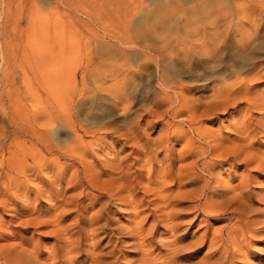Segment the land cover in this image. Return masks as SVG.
<instances>
[{
  "label": "rangeland",
  "instance_id": "obj_1",
  "mask_svg": "<svg viewBox=\"0 0 264 264\" xmlns=\"http://www.w3.org/2000/svg\"><path fill=\"white\" fill-rule=\"evenodd\" d=\"M259 1L260 0H0V41L4 42L8 48L7 53H5L6 60L2 58L0 53V168L6 167L5 172L10 175L8 177L5 172L2 174L0 171V174H2L1 180L4 179L1 181L0 187L12 188V198L10 196H0V202L4 204L0 205V264H13L11 259H26L28 257L35 259L37 264H53L56 262L54 259L55 252L56 254L58 253L60 257L64 258L65 252L69 250L67 247L62 249L60 245V237L64 229H68V234H66L65 238H70L71 242L78 241V237L75 235L76 231L84 230L86 234H88L86 238L80 240L82 251L77 255V258H80V262L75 264H88V262H86L87 260L85 261L87 256L92 257L101 253L100 251H102V249L98 245L99 237L93 236V228L91 227L92 224L89 222V218L85 221H78L79 219H77L80 215V219H82V215L85 213L88 216H93L99 209L98 206L95 210H92L91 206L95 203L94 198L98 193L89 188L83 190V194L76 198L77 202L75 200L72 206L67 205L61 207L60 211L68 212H66L64 218L61 219L60 226L54 223H26L28 219L33 218L40 217L41 220L50 219V216L47 214L56 207L57 200H49L47 198L48 195H41L37 198L34 193L38 188L42 191L48 189L47 185L49 182L55 181V177L52 176L53 173L50 170L44 171L43 174L40 175L43 176L42 179L44 181L41 183L35 180V174L42 165L49 164L48 166L51 167L57 158L55 152L48 151L50 146L52 148V146L55 147L57 144H70L73 139L72 134L66 129H63L62 132L55 135L46 132V129L43 128L46 122L45 120L47 116L57 114L63 115L68 106H71L73 113L77 115L79 113L77 107L83 98L89 102L81 115L84 119H89L90 117L91 121H93L100 117L107 116L110 121H114L118 123V126H125L126 128L131 125L133 120L135 122L140 121L139 131L146 133L144 143L150 138V142L153 144L150 145V155L155 158L154 164L152 166L147 165L146 169L144 168L142 170V163L148 159V156L145 155L147 150L145 149L146 151H144L142 147V152L140 154H135L132 153L134 150L130 147L133 144L132 142L127 145L126 142L123 141L118 144L116 143L118 149H122V146L123 148L127 146L130 147V149L128 148L119 155V159L123 158L122 160H125L128 156V160L123 164L124 167L126 165L134 169V178L139 176L143 177L139 179L138 182H135L132 188L135 190L139 199L145 197L146 203L144 207L138 210L130 206L118 204L116 208L112 209V214H109L110 211H107L106 217L108 219V224L106 226L103 247H107L104 248L106 252L107 250L116 249L115 251L118 254L111 257L109 261L114 264H139L131 255L143 254V250H146V248L142 247L143 244L140 239L146 240L149 238H153L152 240L156 243L155 247L157 248L154 247L152 249L154 254L145 264H161V262L167 258L170 251L169 247L164 245L173 243L176 237L181 236L182 233L178 234L170 230L165 231L166 222L163 217L157 222L154 221L151 213L155 210V206L148 205V202L154 200L155 196L153 192L146 193L145 190L146 188H150L148 185L149 175H159L160 167H167V159L178 160L179 152L184 145L183 142L178 143V141L174 142L169 140L165 145L169 144L168 146L172 147V150L168 152L166 156V154L161 151L163 147L158 146V144H156L157 146L154 145L155 140L157 139V143L159 142L160 133L162 132H169L168 134L170 137L178 135V130L186 131L187 133L191 132L185 122L189 118V115L184 114L179 119L178 116L176 119H173L170 113L162 114L164 116L160 118L148 116L146 109L151 107L153 98L156 94L155 92L158 91L155 82H153V74L155 73V65L153 63L151 64V71L148 74L146 73L142 76L135 75L128 78L126 89L129 98L127 99L130 102V110L126 113L114 108V99H112V97L101 96L100 93L97 92V88L100 86H110L113 88L119 87V84L123 86L121 78H119L118 81L112 80L111 78L108 80L100 78L103 82L102 80H98L96 83L90 75H87L85 77L87 84L85 96L82 97L78 95V92L84 88L83 85H81V69H84L86 66V61L84 59H82V61L79 56H81V58L85 57L86 53L95 56V63H93L89 69H93L94 67L103 68L104 66L108 68L110 66L109 69H117V67H123L119 58L122 54H125L132 61L131 67L137 70L138 66L143 62L140 57V52L143 51V48L154 47L158 42L164 39H171L173 36V43L164 46V48L167 49V54H169L166 55V57L172 59L173 64L171 60L169 61V59L165 58V64H161V67L164 69L166 67L165 72L167 73L169 71L167 74L172 73L174 82H178L179 79L187 80L190 75H201L198 70H195L197 73H193L192 70L188 67L186 68V66H184L183 71H178V52L187 49L185 45H182V47L178 46V38H182L183 36V38H186L194 35V31L196 32V30L193 31L192 28V30L190 28L187 29V26L191 27L201 15V18H207L211 14L213 15L216 13L215 10H222L227 7L234 8L235 6L243 7L244 5L256 4ZM200 5L211 6L213 9L215 8L214 12L204 15L199 13L196 16H192L190 14L191 11ZM33 10L38 11L40 16L38 24V27L40 25V30L37 32V37L40 41L41 50H38V48L35 50L31 42L28 43V40L32 38L33 29L30 28V39H28V32L27 34L25 33L29 27V13ZM221 12L222 11H219L218 14L219 18L221 16V19H226L230 16L228 13H222L224 14L222 15ZM215 15L214 18H216ZM187 16L191 19H187ZM194 17L196 20L193 19ZM236 18L237 16L234 14L233 19L237 20ZM186 20L188 23L185 22ZM185 28L187 30H185ZM186 31L189 32L190 35H187ZM127 39L132 43L135 41L134 43L137 44L138 47L133 46V49L131 47L124 48L125 46L122 44L127 43ZM9 45H13L12 48L14 50L10 49L11 47H9ZM187 45L190 48L189 51L193 53L192 45L189 43H187ZM43 47L46 50L42 49ZM98 51L100 53L102 52L99 56ZM171 53L173 54L170 55ZM47 54H51L48 56L50 57L48 61H46L47 59L44 60V58H47ZM88 54L87 56H89ZM43 60L46 63L51 60L49 62L51 65H45ZM243 62V60H238L237 64L239 63L238 65L240 66ZM226 63L227 65L232 64L230 61H226ZM55 64L57 66H54ZM64 64H66L67 67ZM61 69H65L66 72H62ZM76 69L78 73L76 82L79 91L77 90L78 92L71 102L68 98V95L74 91V84L71 78L73 75L71 74H73V71L76 73ZM183 74H185V78ZM257 89L264 90V82ZM93 91L95 92L93 93ZM111 105L112 107H110ZM171 110L172 108H170L168 112H171ZM230 112L232 113L233 111L231 110ZM230 112L215 121H205L203 125L198 126H203L205 129L211 131H222L226 135L231 134L232 140L234 138V133L226 127L229 122H231ZM138 115L143 118L141 117L138 120ZM92 116L94 118H92ZM258 116L259 113L254 114V117L257 118ZM86 127L90 128L92 125L86 124ZM44 132H46V134L43 135L42 139H38L40 133ZM258 137L261 144L264 145V134H259ZM231 140H228L226 143L228 146L233 145ZM92 141H94V138L91 135H86L83 138V142L86 144ZM104 141H106V144ZM104 141V148H106L105 145L108 146L112 142L111 138H106ZM187 141L188 137L184 139L185 143ZM100 153L102 157L103 153ZM113 157L114 154L109 156L108 159ZM164 157L167 158L165 159ZM102 158L99 160L101 163L105 164V160ZM88 159L89 161L92 160L90 158ZM70 164L73 170L77 168V164L63 158H60V161L57 162L59 167ZM9 166L13 170L8 169ZM185 166V163L177 161L174 170L175 173H178V170L183 169ZM19 167L21 170H16V168ZM26 168L30 170H26ZM233 169L234 168L226 164L222 170L223 178L228 177L229 171H233ZM245 169L244 166H238V168H236L239 173H244ZM252 170L253 169H251V171ZM72 171H70L64 179H69ZM164 174L165 173H163V175ZM254 174H251V189L255 195L256 201H258L257 206L261 210L262 219H264V171L258 170V172ZM25 175L27 177L29 176V182L25 181ZM9 178L12 180V186L10 185L11 180H9ZM102 180H107V177H103ZM238 182L239 181H236V184ZM19 183H22L21 188H19ZM13 185L17 187L15 186V188ZM25 185H29V187L26 186V188L24 187ZM65 185L66 183H63L64 187L67 186ZM54 186L57 187L56 184ZM54 186L50 190L52 193L57 191V188ZM152 188H155L154 191H157L155 186ZM24 189H26L28 193ZM77 193V191L69 190V192L66 193V198ZM172 193L173 195L178 194V189L174 188ZM129 195L130 194L126 192L122 194L121 197H128ZM14 202L16 206L13 205ZM25 207L30 208L31 211H42L41 213L45 215L32 213L30 215L29 213V215L16 217L15 210ZM77 207H80V209L78 210ZM168 211H170V209L165 212ZM138 212H141L139 216L137 215ZM233 218L234 215H232L231 212L221 217H204L202 214L199 215V212H190V215L181 226V230L188 229L185 243H192V237H194L195 233L199 236L201 234V236L207 235L211 238L216 231L236 223V220ZM190 219H194L192 224H188ZM155 224L156 226L154 227ZM140 226H143V230L139 229ZM121 228L123 230H119ZM109 241H111L110 244L107 243ZM248 242V249H244L246 252H250V254L243 259H237L236 264H264V232L256 236H250ZM197 248L198 251L196 253H194L195 250L184 252V255L188 256L181 257V259L185 261L192 258L190 261H193V263L201 261L208 253V244L202 247L197 246ZM8 257L10 259H8ZM12 257L15 258L13 259ZM62 264L73 263L65 257Z\"/></svg>",
  "mask_w": 264,
  "mask_h": 264
},
{
  "label": "bare ground",
  "instance_id": "obj_2",
  "mask_svg": "<svg viewBox=\"0 0 264 264\" xmlns=\"http://www.w3.org/2000/svg\"><path fill=\"white\" fill-rule=\"evenodd\" d=\"M214 9L208 5H200L195 7L190 14L192 16H196L199 13L204 15L213 13ZM215 11L216 13L209 15L207 18H201L202 15L199 16L200 18L197 19L191 27L187 26V29L192 28L193 31L196 30V32L192 31L195 33L194 35L186 38H183L184 36L182 38L179 37L178 42L176 41L178 46H187V49L178 52V59L176 58L178 60V71H183L184 66H186V68H190L193 73L196 72L195 70H198V72L201 73L200 76L190 75L189 78L186 76L187 80L179 79L178 82H174L172 73L167 74L169 71L167 73L165 72L166 67L165 69L161 67V64H165V58L169 59L166 57V55L169 54H167V49H165L164 46L173 43V36L171 37L172 40L164 39L155 44L154 47L143 48V51L140 52V57L143 62L140 65L138 64L137 70L131 67L132 61L125 54H122L119 58L122 63L119 64L123 65L121 68L109 69L110 66L109 68L104 66L103 68L94 67L93 69H89L91 65L95 63V56L86 53V59L85 57L81 58V56H79L81 60L84 59L86 61L85 68H80L82 70L81 85L84 87L81 91L77 89V69L76 73L73 71V74H71L73 77L70 76L74 84V91L68 95L69 101L73 100L78 91V95L82 97L85 96V90H87L85 77L87 75H90L96 83L98 80L102 79L108 80L111 78L112 80L118 81V79L121 78L123 86H120V84L119 87L116 86L117 88L100 86L97 88V92L100 93L101 96L112 97V99H114V108L126 113L130 110V102L126 89L128 78L135 75L142 76L143 74H148L151 71V64L153 63L155 65L153 82H155L158 91L155 92L156 94L153 98L151 107L146 109L148 116L160 118L164 116L162 114L170 113L173 119H176L177 116L179 119L184 114L189 115V118L185 122L191 132L187 133L186 131L178 130V135H174V137H170L168 131V133L162 132L160 133L159 142L157 143V139L155 140L154 145L158 144V146L163 147L161 151H163L166 156L167 153L172 150V147L168 146L169 144L165 145L169 140L174 142L178 141V143L183 142L184 145L179 152L178 160L167 159L168 165L167 167H160L159 175H149L148 185L150 188H146L145 190L146 193L153 192L155 196L154 200L148 202V205L155 206V210L151 213L154 221L157 222L163 217L166 222L165 231L170 230L178 234L182 233L181 236L176 237L173 243L164 245L169 247L170 252L161 264H188V262L189 264H236L237 259H243L250 254V252H246L244 249H248V238L264 232V219H262L261 210L257 206L258 201H256L255 195L251 189V174L257 173L258 170L264 171V145L261 144L258 137L259 134H264V90L257 89L264 82V0H260L258 3L252 5H244L243 7L235 6L234 8L227 7L226 9H218ZM219 11H222L221 14L228 13L230 16L226 19H221V16L220 18L218 16ZM234 14L237 16V20L233 19ZM214 15L216 18H214ZM188 18L190 17L187 16V19ZM193 19H195V17ZM39 21L40 16L38 11H31L29 13V27L25 33L27 34L28 32V39H30V28L33 29L32 38L28 40V43L31 42L35 50L37 48L41 50L40 41L37 37V32L40 30V25L38 27ZM185 22L188 23L187 20ZM187 29L185 28V30ZM188 33L189 32L186 34L190 35V33ZM128 39L127 43L122 44L125 46L124 48H132L133 46L138 47L137 44L134 43L135 41L132 43L131 41L129 42ZM187 43L192 45L193 53L189 51L190 48ZM12 46L13 45H9V47H11L10 49H13ZM42 49L45 48L43 47ZM0 50L2 58L5 59V53H7L8 48L4 42L1 41ZM101 53L99 52L98 56ZM87 54L89 56H87ZM172 54L173 53L170 55ZM50 55L51 54H47V58H44V60L47 59L46 61H48L50 58L48 56ZM44 60L43 62L45 65H51V63L49 64L51 60L48 63ZM170 60L172 61V59H169V61ZM238 60H243L244 62L239 66V63L237 64ZM226 61H230L232 64L227 65ZM66 64L64 65L67 67ZM54 66L57 65L55 64ZM61 71L66 72L65 69H61ZM183 75L185 78V74ZM94 92L95 91H93V93ZM88 103V100H84V98L81 99L77 107L79 112L77 115L73 113L72 107L68 106L63 115L57 114L47 116L43 127L46 129V132L55 135L62 132L63 129H66L72 134L73 139L70 144H57V146H52V148L50 146L48 151L55 152L57 158L54 162L52 161L53 164L51 167L48 166L49 164L42 165L35 174V180L41 183L44 181L42 179L43 176L40 175L43 174L44 171L50 170L53 173L52 176L55 177V179L53 178L55 181L49 182L47 185L48 189L42 191L38 188L34 193L37 198L41 195H48L47 198L49 200H57L56 207L47 214L50 216V219L41 220L39 217L28 219L26 223H54L60 226L61 219H63L66 212H68L60 211L61 207L67 205L72 206L76 198L83 194V190L89 188L98 193L94 198L95 203L91 206L92 210H95L98 206L99 209L93 216H88L85 213L82 215V219H80L81 215L78 216L77 219H79L78 221H85L89 218V222L92 224L91 227L93 228V236L99 237L98 245L101 247L102 251L95 256H87L85 261L87 260L86 262H88V264H114L110 262L109 259L117 254L115 251L116 249L107 250L106 252L104 249L106 246L103 247L106 226L108 224V219L106 217L107 211H110L109 214H112V209L116 208L118 204L130 206L138 210L144 207L146 203L145 197L139 199L135 190L132 188V185L143 177L139 176L134 178V169L126 165L124 167L123 165L128 160V156L125 160H122L123 158L119 159V155L128 148L130 149V147L134 150L132 153L140 154L142 152L141 148L143 147L144 151L147 150L145 155L148 156L147 161L142 163L141 169L143 170L144 168L146 169L147 165L152 166L154 164L155 158L150 155V145L153 144H151L150 138L144 143L146 133L139 131L140 121L135 122L133 120L131 125L126 128L125 126H118V123L114 121H110L107 116L100 117L93 121H91L90 117L89 119H84L81 115ZM110 107H112V105ZM170 108H172V110L168 112ZM231 110L233 111L232 113L230 112ZM229 112L231 113V122H229L226 127L234 133V138L232 140L231 134L226 135L222 131H211L205 129L203 126H198L203 125L205 121H215ZM256 113H259L257 118L254 117ZM141 117L142 116L138 115V120ZM92 118L94 117L92 116ZM86 124L92 125V127H86ZM46 132L40 133L38 139H42ZM86 135H91L94 141L89 144L84 143L83 138ZM187 137L188 141L185 143L184 139ZM106 138H111L112 142L108 146L105 145L106 148H104L103 141L106 140ZM228 140H231L233 145L228 146L226 144ZM121 141L126 142V145L130 142L133 144L130 147L127 146L123 148L122 146V149H118L116 143L118 144ZM104 142L106 144V141ZM100 152L105 156H102L105 160V164L101 163L99 160L102 158ZM113 154L114 157L108 159L109 156ZM60 158L77 164V168L73 170L71 164V166L65 165L59 167L57 162L60 161ZM88 158L92 160L89 161ZM177 161L185 163L186 166L183 169H179L178 173H175L174 170ZM226 164L234 169L233 171H229L228 177L223 178L222 170ZM238 166H244L246 168L244 173H239L236 170ZM4 168H0L2 174H4L3 172L6 170V167ZM250 168L253 170L251 171ZM8 169L13 170L10 166ZM17 169L21 170L20 167L16 168V170ZM27 169L28 168H26V170ZM70 171H72L71 177H69V179H64ZM163 173L165 174L163 175ZM2 174H0V183L4 180H1ZM5 174L8 175V177L10 176L7 172H5ZM28 177L25 175L26 182H29ZM103 177H107V180H102ZM9 180L11 179L9 178ZM236 181L239 182L236 184ZM10 183L12 186V180ZM63 183H66L67 186L65 185L66 187H64ZM55 184L57 187L54 186ZM19 185V188H21L22 183H19ZM26 186L29 187V185H25L24 187ZM53 186L57 188V191L52 193L50 190ZM153 186L156 187L157 191H154L155 188H152ZM1 188L2 186L0 187V196H12V188ZM174 188L178 189V194L176 195L172 193ZM69 190H74L78 193L66 198V193L69 192ZM126 192L130 195L128 197H121V195ZM0 205L4 204L0 202ZM13 205L16 206L15 202ZM77 209L79 210L80 207H77ZM169 209L170 211L165 212ZM192 211L199 212V215L202 214L204 217H221L231 212L232 215H234L233 219L236 220V223L216 231L211 238L207 235L201 236L200 234L199 236L197 233H193V242L186 244L188 229L181 230V226ZM15 212L16 217L29 215V213L30 215L31 213L42 214V211H31L30 208L26 207L16 209ZM140 213L141 212H138L137 215L139 216ZM193 220L194 219H190L188 224H192ZM155 226L156 224L154 227ZM139 229L143 230V226H140ZM67 230L64 229L62 231L63 234H61L60 237V245L62 249L67 247L69 250L65 252L64 258L60 257L58 253L56 254L55 252L54 259L56 262L53 264H62L65 257L73 264L80 262V258H77V255L82 251L80 240L86 238L88 234H86L84 230L76 231L75 235L78 237V241L71 242L70 238H65L66 234H68ZM119 230L123 229L121 228ZM152 239L153 238L146 240L140 239L143 244L142 247L146 248V250H143V254L131 255L139 264L147 263L153 256L154 252L152 249L155 247L156 243ZM107 243L110 244L111 241ZM207 244L208 253L201 261L193 263V261H190L192 258L185 261L181 259V257L188 256L184 255V252L195 250L194 253H196L198 251L197 246L202 247ZM12 258L14 259L15 257ZM8 259L10 258L8 257ZM11 261L13 264H37V261L31 257L26 259L15 258L14 260L11 259Z\"/></svg>",
  "mask_w": 264,
  "mask_h": 264
}]
</instances>
